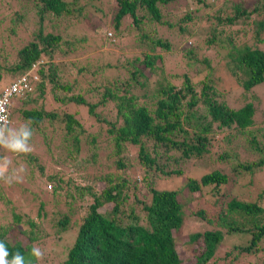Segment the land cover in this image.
I'll return each instance as SVG.
<instances>
[{
	"label": "trees",
	"instance_id": "trees-1",
	"mask_svg": "<svg viewBox=\"0 0 264 264\" xmlns=\"http://www.w3.org/2000/svg\"><path fill=\"white\" fill-rule=\"evenodd\" d=\"M28 1L27 15L16 10L2 40L10 47L0 48V90L23 75L30 83L12 97L10 124L34 130L33 151L11 155L15 166L25 168L23 177L63 207L54 211L47 229L29 208L16 210L12 192L17 183L0 182V240L9 251L30 259L31 246L41 247L40 264H226L217 249L235 236L244 243L230 244L232 259L264 264V205L240 195L253 174L264 169V128H252V101L232 107L214 87L213 72L207 74L221 70L248 93L264 83V0H221L214 13L203 14L204 20L194 19L191 6L178 15L172 8L178 0H114L109 15L101 4H91L111 20L116 38L101 24L91 27L96 33L104 27L103 41L132 34L137 46L128 55L116 51L114 62L98 66L64 60L86 37L68 41L53 22L88 20V1ZM191 1L197 9L214 5V0ZM31 17L36 24L29 29ZM234 25L241 26L230 29ZM219 28L227 29L225 35L217 33ZM18 29L24 32L20 41ZM205 29L210 36L201 43ZM203 48L219 56L208 54L223 62L220 67L210 70ZM169 60L184 63L187 70L166 71ZM100 124L107 128L93 132L92 126ZM83 138L95 147L88 158L77 155ZM101 142L112 162L105 164L108 171L91 173L90 167L101 168ZM211 149L223 165L199 177L184 175L176 166L192 156L202 161L198 166L205 158L213 162ZM179 177L184 181L175 188L159 186L161 180ZM257 192L264 199V187ZM45 201L37 208L38 219L47 214ZM236 213L245 216L237 222ZM189 224L193 228L181 250L178 238ZM188 251L192 254L183 257Z\"/></svg>",
	"mask_w": 264,
	"mask_h": 264
},
{
	"label": "rangeland",
	"instance_id": "rangeland-1",
	"mask_svg": "<svg viewBox=\"0 0 264 264\" xmlns=\"http://www.w3.org/2000/svg\"><path fill=\"white\" fill-rule=\"evenodd\" d=\"M87 1L90 3L89 5L85 6L87 7L86 19L88 20L79 21L75 18L73 19L71 18L72 20H70V18H67V17L65 19H58V20L54 19L53 20V22H56L58 26V30L61 31V34H63L64 38L67 39L68 41H71V40L76 41L77 39L81 37H86L85 41L82 44L78 45L74 55L64 56L63 59L64 60L72 59L73 61H77L79 65L87 64L90 66H95V65L98 66V64H100L102 61L114 62L115 57H116L115 56L116 51L119 53H125L127 55L133 51H136L137 46L134 45L133 43L132 34L130 36L121 35L120 39L116 40L115 42H114V39H113V42H109V40L103 41L102 34L104 31V27L106 28V30H109L110 32H112L111 23H110L111 20L108 17L102 18V15H100L98 10H94L91 4H94V5L101 4L100 7H103L105 14L109 15L110 13H112L110 6L114 4V0H86L85 3ZM253 1L254 0H247L246 3L252 4ZM220 3H221V0H214V5L212 7V10H209L210 8H206L202 6L198 9L195 8L197 7L196 3H194L191 0H178L177 3H175L174 7L172 8L176 10L178 15H181L180 12H182L183 10H187L188 7L191 6V9H193L192 15L194 19L201 18V20H204L205 16H203V14L206 15V14L214 13L213 10L218 8L220 6ZM27 6L28 7L32 6L31 2L28 0H0V48L10 47L9 43H4L2 42V40H6L5 38L8 32H10V30L8 29H11L13 27L11 24V19L14 16L13 15L14 12L18 10L20 14L25 13L27 15L26 13ZM31 14H33V11L31 12ZM28 21H29V18H28ZM28 24H29V29H30V27L33 24H36L35 18L31 17ZM99 24L103 25L104 27L100 28L98 30V33H96L91 27H95ZM240 26L241 25H237V26L234 25V26H231L230 29H236V28H239ZM226 30L227 29L219 28L217 33L220 36H223L225 35ZM250 30H251V27H249L247 30L248 31L246 34L247 36L250 34ZM17 31H18L17 40L20 41L23 38L24 32L20 29H18ZM125 32L126 31L124 30L123 34ZM209 36L210 35L208 34V30L205 29L199 38L200 42L205 43L204 40ZM112 37L113 38L115 37L114 33ZM7 41L9 42V39ZM191 41H193V39ZM202 47L204 46L202 45ZM200 52L201 51L198 50V55L200 54ZM210 53L211 55H214V59L219 58V56H217L216 53H214V51L210 52V51L204 50L203 48L202 55L204 54L208 56V54ZM208 58L211 60L210 70L215 67L216 68L220 67L221 64L223 63L220 61L212 60L209 56ZM165 69L166 71H170L171 73L183 72L187 70L184 63L180 64V61H176V60H169L165 66ZM211 72H213L212 75H215V78H216V80H213V83L215 85L214 87L218 90L219 93H221L222 98L225 101H227L230 105H232V107H239L240 105L244 104L246 101H252L254 105V112H255L254 113L255 120H254V124L252 128L260 129V130L264 128V94H263L264 93V88H263L264 83L261 85L255 86L254 89L248 93V92H244V90L240 88L238 83L231 76H228L225 72L221 70H217V73H216L214 69L210 71L209 73L204 72L203 74L205 75L207 73L208 77H211L210 76ZM73 73H75V70H73ZM169 81H170V84H174V85H176L178 82V81L176 82L174 78H171V80ZM222 91L224 93L225 92L227 93L226 96L222 94ZM200 105L204 106L202 101H200ZM11 126L18 127L19 125L18 123H16L15 125L12 124ZM102 128L106 129L107 125L102 126L100 124V125L92 126L93 132H99V134L102 133ZM215 137L217 138L218 136L216 135ZM104 145H105V142H101L100 146H98V149H97L98 156H99L98 159L101 158L100 161L97 163V165H99L101 168L93 169L92 167H90L91 173L94 171L96 173H100V171H102L104 167H106L105 164L107 163L110 164L112 162L111 157H108V155L105 154V150H103L102 148ZM93 148L95 147L93 145L92 146L90 145L89 147L85 143V139L83 138V142H82V145L80 146V150L77 152L78 157L88 158L95 151L93 150ZM132 153L134 155L133 150H132ZM5 155H8L12 159L11 153H5ZM208 156L212 159L213 162H211L210 160H206L205 158L203 160L205 161L203 166L197 165L202 161H198L197 157L195 156H192L189 159L180 160L178 165H176L177 162H175L174 165L183 169L184 175L190 174L194 177H199L201 174L210 170L212 167L216 165H223V163H219L218 161L215 160L217 156L216 150L211 149V152L208 154ZM207 161L211 163V166L208 164ZM104 171H108V169H104ZM157 175L162 177L159 172H157ZM252 178H253V182L246 184L244 189L241 190L240 195L245 196L247 201H254L255 199H257L259 203L264 205V199L257 198V194L255 193L257 192V190L254 191L252 195L248 194L252 191L253 188H257L259 192L264 187V169H261L257 171L256 173H254ZM183 181H184V178H181V177L174 178L173 181L161 180L159 186L162 188H175V186H178ZM78 182H80L82 185L86 184V181H83V180H78ZM1 185L3 184L0 183V186ZM14 188H15V191H13L12 194L16 193L13 196V197H16V200H15V206L17 205L16 210L18 211L21 210L22 212L24 210H27V208H29L28 213L32 212V215L35 216L36 221H42L44 219L45 228L48 229L49 227L47 226V223L50 225L48 221L53 216L54 211L55 212L59 211V209H61L63 206L61 204L55 203L53 201V198L49 197V195L45 197L42 196L40 190L30 180L27 181L25 177H23V181L21 183H17V186H15ZM41 201H45L44 210L46 211L47 214L46 216H42L41 219H38V217L36 216V213H37L36 211L38 210L37 208L39 207V204ZM237 214L238 213L233 215V216H236L237 222L245 216V214H238V215ZM192 228L193 227H191L189 224V226L183 230V233L180 236V238H178L180 243L178 244L177 247L180 248L181 250L182 248L179 245H181V243L187 239L186 233ZM241 242L242 241H240V239L235 236L228 238L226 239V243H223L220 246V248L217 249V254L220 257H225L226 264H238L240 260H237L235 258L232 259L233 255L230 253L227 254V252L230 249V244H233V243L239 244ZM201 247H202V243L200 242L199 248ZM191 254L192 252L190 251L186 253L184 252L183 257L190 256ZM249 264H252V263L250 262Z\"/></svg>",
	"mask_w": 264,
	"mask_h": 264
},
{
	"label": "clouds",
	"instance_id": "clouds-1",
	"mask_svg": "<svg viewBox=\"0 0 264 264\" xmlns=\"http://www.w3.org/2000/svg\"><path fill=\"white\" fill-rule=\"evenodd\" d=\"M34 135V130L28 125L23 124L19 127L11 126L6 117L0 116V149L5 153H11L16 156L27 155L33 151L30 143ZM25 168L22 164L14 166L13 160L8 155H0V182L6 185H13L23 181ZM30 259H27L22 253L9 251L8 245L0 240V264H36L45 257V250L36 245L31 246L28 252Z\"/></svg>",
	"mask_w": 264,
	"mask_h": 264
},
{
	"label": "built area",
	"instance_id": "built-area-1",
	"mask_svg": "<svg viewBox=\"0 0 264 264\" xmlns=\"http://www.w3.org/2000/svg\"><path fill=\"white\" fill-rule=\"evenodd\" d=\"M40 61H37L36 64L33 65V68L39 64ZM33 69L26 74H32ZM36 76H33L35 79ZM27 76L23 75L21 78L16 81L8 84L0 90V116L6 117L9 122H11L10 118V108L12 105V97L17 93H22L25 89L30 87V83L26 80Z\"/></svg>",
	"mask_w": 264,
	"mask_h": 264
}]
</instances>
